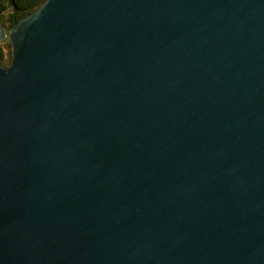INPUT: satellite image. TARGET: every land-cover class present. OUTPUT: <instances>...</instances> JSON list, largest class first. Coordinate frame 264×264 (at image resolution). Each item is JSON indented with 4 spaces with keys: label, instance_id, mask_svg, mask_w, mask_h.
<instances>
[{
    "label": "water",
    "instance_id": "water-1",
    "mask_svg": "<svg viewBox=\"0 0 264 264\" xmlns=\"http://www.w3.org/2000/svg\"><path fill=\"white\" fill-rule=\"evenodd\" d=\"M4 37L0 264H264V0H44Z\"/></svg>",
    "mask_w": 264,
    "mask_h": 264
},
{
    "label": "trees",
    "instance_id": "trees-1",
    "mask_svg": "<svg viewBox=\"0 0 264 264\" xmlns=\"http://www.w3.org/2000/svg\"><path fill=\"white\" fill-rule=\"evenodd\" d=\"M44 0H0V24L8 33L24 16L35 10ZM11 49V47H10ZM11 57V51L9 54ZM10 60L2 56L0 46V64L7 65Z\"/></svg>",
    "mask_w": 264,
    "mask_h": 264
},
{
    "label": "rangeland",
    "instance_id": "rangeland-1",
    "mask_svg": "<svg viewBox=\"0 0 264 264\" xmlns=\"http://www.w3.org/2000/svg\"><path fill=\"white\" fill-rule=\"evenodd\" d=\"M5 34H7L6 31H5ZM0 46H1L2 56L6 58V60H10L11 57H9V54H10L11 49H10V43L7 37H4L0 40Z\"/></svg>",
    "mask_w": 264,
    "mask_h": 264
}]
</instances>
